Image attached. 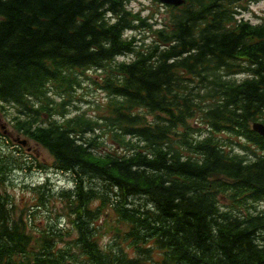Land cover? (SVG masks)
Returning a JSON list of instances; mask_svg holds the SVG:
<instances>
[{
    "label": "trees",
    "instance_id": "trees-1",
    "mask_svg": "<svg viewBox=\"0 0 264 264\" xmlns=\"http://www.w3.org/2000/svg\"><path fill=\"white\" fill-rule=\"evenodd\" d=\"M127 1L0 0V101L72 174L70 189H32L76 232L33 223L0 190V264H264V136L251 128L264 117V23L237 17L242 0H186L153 28ZM141 26L148 45L125 35ZM91 69L109 101L69 113ZM109 213L120 239L101 245Z\"/></svg>",
    "mask_w": 264,
    "mask_h": 264
},
{
    "label": "rangeland",
    "instance_id": "rangeland-1",
    "mask_svg": "<svg viewBox=\"0 0 264 264\" xmlns=\"http://www.w3.org/2000/svg\"><path fill=\"white\" fill-rule=\"evenodd\" d=\"M129 6L135 10H141L144 16L146 14H152L157 18L164 17L166 8L162 3L155 0H130ZM243 15L246 18L251 19L254 22H259L264 17V0H257L247 5L245 9H241ZM154 21L156 19L154 18ZM146 36L151 37L149 31H143L140 37L146 39ZM100 75L94 69H91L83 82L81 87H76L73 91V102L69 104L67 109L70 112H77L79 110H85L89 114L97 115L101 112L103 105L107 100V93L102 89H99L93 82L92 78H97ZM21 114L15 104L9 102H0V159H12L13 166L11 164L7 168V172L4 174V178H9L6 183H3L1 189H7L16 200L17 206L26 209L29 207L33 211L34 222L42 225L44 222L49 221L51 217L54 218L55 205L51 199L45 200V204H38L36 201V192L32 189L31 184L44 181L47 173L53 176L51 180V186L60 189L61 187L73 186V177L70 173L57 172L53 165V157L48 150L25 136L22 132L14 128V117H18ZM46 117V116H44ZM4 125V127H2ZM7 127V128H6ZM11 131V142H6L3 139V130ZM9 129V130H8ZM5 137H10L5 133ZM4 137V138H5ZM28 138L27 145L18 143L15 138ZM107 147L111 146L110 141L107 140ZM30 166V167H28ZM16 167V168H14ZM58 173V174H56ZM57 175V176H56ZM222 201H226L221 199ZM257 206L264 207V202L259 203ZM115 216L109 221L111 227L107 225V219L101 217V224H105L107 228L99 236V240L102 243H108L114 239H118L114 233V229L119 225L118 221H115ZM54 220H57V225L62 229L72 228L71 222L66 216H62L59 212ZM59 220V221H58ZM54 222V221H52ZM67 234L64 235L63 239H68ZM126 242H123L125 244Z\"/></svg>",
    "mask_w": 264,
    "mask_h": 264
},
{
    "label": "water",
    "instance_id": "water-1",
    "mask_svg": "<svg viewBox=\"0 0 264 264\" xmlns=\"http://www.w3.org/2000/svg\"><path fill=\"white\" fill-rule=\"evenodd\" d=\"M165 2H168V3H174V4H180L182 3L184 0H163ZM253 127L256 131L260 132L261 134L264 135V123L262 122H254L253 123ZM25 141L22 140V143H24Z\"/></svg>",
    "mask_w": 264,
    "mask_h": 264
},
{
    "label": "flooded vegetation",
    "instance_id": "flooded-vegetation-1",
    "mask_svg": "<svg viewBox=\"0 0 264 264\" xmlns=\"http://www.w3.org/2000/svg\"><path fill=\"white\" fill-rule=\"evenodd\" d=\"M2 127H4V125H2ZM6 128H7V127H6ZM8 130H9V129H8ZM3 132H4V136H5V133H6V134H8V135L10 136V138H11V131H7L6 129H4ZM4 136H3V137H4ZM8 141H9V140H6V142H8Z\"/></svg>",
    "mask_w": 264,
    "mask_h": 264
},
{
    "label": "bare ground",
    "instance_id": "bare-ground-1",
    "mask_svg": "<svg viewBox=\"0 0 264 264\" xmlns=\"http://www.w3.org/2000/svg\"><path fill=\"white\" fill-rule=\"evenodd\" d=\"M224 60V59H223ZM227 73V72H226ZM224 74V73H223ZM224 82V81H223ZM221 125V124H220Z\"/></svg>",
    "mask_w": 264,
    "mask_h": 264
}]
</instances>
